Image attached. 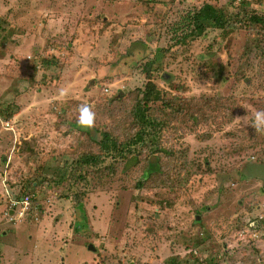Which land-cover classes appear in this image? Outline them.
<instances>
[{"label":"rangeland","instance_id":"374dc122","mask_svg":"<svg viewBox=\"0 0 264 264\" xmlns=\"http://www.w3.org/2000/svg\"><path fill=\"white\" fill-rule=\"evenodd\" d=\"M241 1L0 0V264H172L192 249L209 264H264V229H252L264 217V131L250 126L264 103L262 56L241 57L242 28L173 39L174 25L186 27L204 3L237 11ZM249 1L264 11V0ZM150 59L163 91L193 107L211 99V108L164 115L159 145L175 155L150 156L162 169L146 185L134 186L148 149L125 165L104 154L83 167L88 184H72L81 171L71 161L103 153L90 133L117 128L114 119L131 111L128 95L144 84ZM226 100L231 119L219 112ZM9 105L16 111L4 120ZM82 105L95 113L90 133L77 123ZM255 139L262 143L250 147ZM31 174L24 215L13 202ZM80 190L82 205L73 198Z\"/></svg>","mask_w":264,"mask_h":264},{"label":"trees","instance_id":"16d2710c","mask_svg":"<svg viewBox=\"0 0 264 264\" xmlns=\"http://www.w3.org/2000/svg\"><path fill=\"white\" fill-rule=\"evenodd\" d=\"M250 4L251 2L249 0H243L237 6V11H230L223 6H216L212 3H204L200 8H196L194 11L188 13L186 27H181L179 24L174 25L176 29H174L175 35L173 36V39L176 43L184 45L189 38H198L202 36L207 31V29L212 27L219 28L222 31H232L238 28L246 29L248 30V35L241 57L249 54L253 49H255L257 52L256 54H260L262 56L261 60L264 62V11L250 9ZM180 31H183L181 35L178 34ZM163 50L166 51L167 49ZM44 63L46 65L49 64V62L46 60H44ZM157 63L158 61H156V59H150L147 62L141 63L142 72L145 74L146 80L142 86L137 87L133 92L130 93V95H128L133 103V106L131 111H127L125 117H123V120L120 118L114 119L115 123L119 124L117 125V128L110 130H100L99 127H96L94 129L95 133L100 134L101 139H97L95 133H90V128L86 129L87 133H90L92 137L94 136V143L100 146V149L103 153L91 152L89 154H84L81 157L74 158L71 161V168L74 169L73 171H76V168L78 167L81 173H74L71 175V179H73L71 181L72 184H88L90 179H88V175H86V173L82 172V170H84L83 167L98 164L101 162L100 158H102L104 154L107 155H104L103 157L108 156L111 158L110 162L115 164H127V162H129L131 159L136 156L138 157L145 149H148V155L146 159L147 166L144 169L143 175L139 178L134 186L140 188V186L146 185L147 180L154 174H160L162 169L160 160L158 159V161L152 163L149 160L150 156L157 154L159 151L165 152L166 156L168 157L175 155L173 150L165 149L164 151V148L160 147L159 145L158 136L166 126L165 124H167V122L163 119L164 115H167L168 113H178L181 116L180 119H182L186 118L187 116L185 115H188V113L191 111H207L206 107L211 108V99L207 98L204 100V98H201L203 101H196L198 106L193 107L190 105L191 101L182 93L178 95H172L171 91H163V89L157 83H155L153 78L154 75L152 70L155 69L154 65ZM159 68L160 67L156 68V70H159ZM165 79L166 81H170L172 86L174 80L171 81L168 80V78ZM184 86L185 85L182 84L173 85L172 90L175 89L178 92H182L184 90ZM230 101L233 100H226L224 102L220 101L222 106L220 107L221 111L219 112L228 119H231L232 115H230V110L232 108ZM9 107L7 106L6 108L1 109V111H4L2 115L4 120L11 118L16 111H13L10 105ZM259 109L264 111V103L260 105ZM195 115L197 114L193 113V115L190 116L191 118H194ZM205 117L209 118L210 114H206ZM124 123L125 125H123ZM117 130L120 133L118 135L115 133ZM249 131L255 130L249 129ZM148 137L150 138V142H147ZM251 143L252 144L250 147H255L260 145L259 143L262 142H259V140L255 139L252 140ZM240 149H242V147H240ZM262 153L264 156V147H262ZM261 161L264 162V157H261ZM198 165L200 166V163ZM44 168L45 165H42L39 170L42 171ZM115 168L116 166L113 167V165L110 164L108 166L106 175L108 176L110 173L114 172ZM38 174H31L28 178L24 177L20 193L17 195L18 198L28 193L32 195L34 194V191L30 189V186H32V182L34 180H37ZM101 178H103V173L101 174ZM49 180L52 181L51 179L46 178V181ZM52 183L55 184L53 185L54 188L58 186V183H61V180L55 179L52 181ZM47 186L49 185L43 186L42 189ZM32 188L34 189L36 186H33ZM85 194V190H80L78 192L76 191L73 194V198L78 201L77 203H79V205H82L83 202L81 201V198ZM258 224H261V227L258 229H264V217L258 220L257 224L252 226V229L257 230ZM168 262H172V264H209L207 259H199L194 249H192L189 255L177 257L176 259Z\"/></svg>","mask_w":264,"mask_h":264},{"label":"clouds","instance_id":"9594fccd","mask_svg":"<svg viewBox=\"0 0 264 264\" xmlns=\"http://www.w3.org/2000/svg\"><path fill=\"white\" fill-rule=\"evenodd\" d=\"M95 113L91 110L90 106L82 105L80 108V116L78 124L84 128L94 127ZM256 131H264V111H257L254 119L250 125Z\"/></svg>","mask_w":264,"mask_h":264},{"label":"built area","instance_id":"2783aa9c","mask_svg":"<svg viewBox=\"0 0 264 264\" xmlns=\"http://www.w3.org/2000/svg\"><path fill=\"white\" fill-rule=\"evenodd\" d=\"M30 199H31V196L26 195L22 197L19 202H13V204L15 205L19 203L23 204L22 206L23 210L21 211V213L25 215L26 211L28 210V206H30V203H31Z\"/></svg>","mask_w":264,"mask_h":264},{"label":"water","instance_id":"95a60500","mask_svg":"<svg viewBox=\"0 0 264 264\" xmlns=\"http://www.w3.org/2000/svg\"><path fill=\"white\" fill-rule=\"evenodd\" d=\"M197 218L199 219V217H197ZM89 249L96 251V247L94 246V244H90Z\"/></svg>","mask_w":264,"mask_h":264}]
</instances>
